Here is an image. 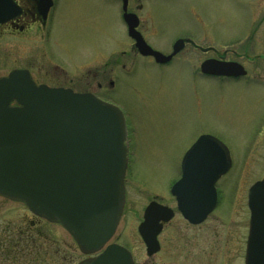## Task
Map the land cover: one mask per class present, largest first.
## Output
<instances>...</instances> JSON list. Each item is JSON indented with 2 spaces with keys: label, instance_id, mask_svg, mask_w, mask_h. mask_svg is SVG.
Instances as JSON below:
<instances>
[{
  "label": "rangeland",
  "instance_id": "rangeland-1",
  "mask_svg": "<svg viewBox=\"0 0 264 264\" xmlns=\"http://www.w3.org/2000/svg\"><path fill=\"white\" fill-rule=\"evenodd\" d=\"M129 12L138 17V31L152 50L168 55L176 40L191 39L220 55L226 52L227 61L240 62L247 79L259 82L194 77L200 62L213 56L191 48L166 68L132 59L120 6L105 0H59L45 46L17 38L7 55L0 41V77L32 62L49 76L51 66L59 65L69 78L72 65L94 72L109 60L116 88L105 98L123 112L129 140L126 204L110 242L131 252L135 264L153 263L136 232L144 208L153 200L168 205V189L197 138L217 140L232 163L222 182L227 184L222 204L198 228H188L175 214L162 238L159 264H244L249 219L244 191L264 178V62L252 61L264 55V0H131ZM36 230L41 237L30 248V264H77L86 258L58 224L43 220Z\"/></svg>",
  "mask_w": 264,
  "mask_h": 264
},
{
  "label": "water",
  "instance_id": "water-1",
  "mask_svg": "<svg viewBox=\"0 0 264 264\" xmlns=\"http://www.w3.org/2000/svg\"><path fill=\"white\" fill-rule=\"evenodd\" d=\"M121 3L127 35L139 55L162 65L183 50L185 40H177L168 56L152 50L137 31L138 18L127 12L128 0ZM6 11L18 13L11 0H0V23L7 19L2 17ZM200 72L209 77L246 75L239 64L217 60L203 62ZM127 164V131L119 108L92 95L36 86L25 71L0 79V197L59 224L82 255L100 252L79 264H133L126 249L105 247L123 210ZM229 167L226 149L214 138L201 136L192 145L182 159L181 178L171 188L185 220L198 224L212 212L213 184ZM248 209L244 264H264V179L250 188ZM172 216L156 203L145 209L138 233L148 256L159 249L160 223Z\"/></svg>",
  "mask_w": 264,
  "mask_h": 264
},
{
  "label": "flooded vegetation",
  "instance_id": "flooded-vegetation-1",
  "mask_svg": "<svg viewBox=\"0 0 264 264\" xmlns=\"http://www.w3.org/2000/svg\"><path fill=\"white\" fill-rule=\"evenodd\" d=\"M105 1H116L118 2L120 9H121V6H122L121 0H105ZM130 1L131 0H128V8H127L128 12H129ZM11 2L16 7L18 13L14 16L13 12H9V11L3 12L2 17L4 18L7 17V19H5V21L0 23V41H3L1 44L6 46L5 47L6 51H8L7 47L9 49H13V41L17 38L22 39V40L26 39L27 41L34 39L35 42H38L39 44H42L43 46H45L48 43L49 38H50L51 28H52L54 19L56 17L59 0H11ZM134 9L137 11L139 10L141 11L140 6H135ZM139 27H140V24H139ZM250 35L251 37L249 39V43H252L251 41L253 37L255 36V33L251 32ZM263 35H264V32H263ZM184 40H185V44H184L183 50L180 53H178L177 56L174 57L170 62L166 64H162V65L156 64L154 60L151 58H143V59H150L153 62V64L157 66L158 68H166L170 66L171 63L174 60H176V58L182 52L185 51V49L191 48L192 50L197 51L198 53L202 55L212 54L213 56V58L203 59L200 62L198 69L196 70L197 75H193L194 77L202 78L205 80H214V81H217L218 83H238L239 81H244V80H247L250 82L254 81V83L259 82V80L258 81L254 80L252 77L247 79L249 77V75L247 74V71H246L245 76L237 77V78L209 77V76L202 75L200 72V66L203 62L210 60V59L222 61V62H234L241 66L243 65L238 61H227L226 52L220 55L211 47L203 48L202 46L197 45L191 39H184ZM11 52L8 51L6 52V54L9 55L11 54ZM125 54L126 53L123 52L122 56H124ZM129 54L131 55L132 59L142 58L133 48V42H131ZM242 58H239V59H242ZM244 58L248 60L246 56H244ZM252 61L264 62V55H259L256 58H254ZM49 62L52 63V61H49ZM117 64L118 62H116L114 65H117ZM88 67H89L88 65H84V66L72 65L69 71V74L71 75L69 78L66 76L67 71L56 64L52 65L51 69L49 70L51 72L50 73L51 76H49V74H46V72L43 71L44 69L41 66L34 65L32 62H28L23 67L13 69V70L26 71L36 86L45 85L49 88L69 90L76 94L92 95L104 102L111 103L106 98L110 92L112 91L113 93L115 92L116 86L114 88L115 82H113L110 78V74L112 71L110 69L109 60L104 62L101 70L90 72ZM121 68L125 69L124 65H122ZM79 72L80 74H76ZM36 76H38L40 79L43 77L46 79V81L40 82V79L37 78ZM51 78H54L53 79L54 82H51ZM189 148L186 150V152L189 150ZM231 168H232V163H231L230 169L213 184V187L215 190L216 204H215V207L212 213H210L207 216V218L200 224L188 223L176 211V200L174 197L170 195V189L172 185L179 180L181 174L178 177V179L172 182V184L170 185L168 189V194H169V196L167 197V201H169L168 205L159 203L157 200L150 201L149 203L155 201L156 203H159V205H163L164 207L171 209L173 211V218L175 214H178L182 218V221L188 228L201 227L206 221H208L209 217L213 216V213L218 209V207L221 206L222 200H223L222 188H223V185H227L226 183L223 184L222 182L223 181L225 182ZM195 182H197V184H200V183L202 184V181L200 180L195 181ZM255 182L249 184V187H247L244 191L243 198L245 200V206L247 208V211H248V191ZM238 190H239V187L236 188V195L234 196L233 202H232L233 205H235V198L237 196ZM240 191H241V194H243L242 193L243 188ZM154 197L158 198L160 196L154 195ZM161 198H163V196H161ZM0 201H1L0 203V264H30V248H33L36 243V239L41 237L39 236L36 228H37V225H40V223L44 219L33 216L29 212L27 207L23 205L22 203L13 202V201H10L2 197H0ZM124 209H125V205H124ZM143 212H142L141 222L143 218ZM248 215L250 216L249 213ZM173 218L169 222L162 224L160 228V231L157 235V242L159 246L158 251L150 256H147L145 248H144L146 257L149 260L153 259V263H150V264H159L160 262H162V257H161V254L163 251L162 238L166 230L169 229V225L172 222ZM248 224H249V219H248ZM247 236H248V230H247ZM246 242H247V237L245 241V247H246ZM132 260H133V264H135L133 256H132Z\"/></svg>",
  "mask_w": 264,
  "mask_h": 264
}]
</instances>
